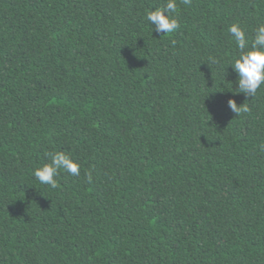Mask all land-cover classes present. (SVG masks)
Wrapping results in <instances>:
<instances>
[{"label": "trees", "instance_id": "16d2710c", "mask_svg": "<svg viewBox=\"0 0 264 264\" xmlns=\"http://www.w3.org/2000/svg\"><path fill=\"white\" fill-rule=\"evenodd\" d=\"M165 2L0 0V264H264V85L226 65L264 0H177L170 35Z\"/></svg>", "mask_w": 264, "mask_h": 264}, {"label": "clouds", "instance_id": "9594fccd", "mask_svg": "<svg viewBox=\"0 0 264 264\" xmlns=\"http://www.w3.org/2000/svg\"><path fill=\"white\" fill-rule=\"evenodd\" d=\"M184 5H190L191 0H181ZM177 0H166L161 7L148 10L145 18L154 31L170 35L179 28V21L173 15L177 12ZM235 41L238 55L233 57L231 65L237 73L236 92L243 93L246 97H252L264 85V23L258 24L249 43L244 28L239 23H233L228 28ZM213 63L217 61L211 58ZM229 109L236 115L246 114L250 111L246 104L237 105L235 100L227 101ZM264 150V145H261ZM49 161L33 170V175L41 183L52 188L57 187V177L61 171L72 176L80 175V164L63 151H54L47 154ZM88 182H92L91 174H87Z\"/></svg>", "mask_w": 264, "mask_h": 264}]
</instances>
